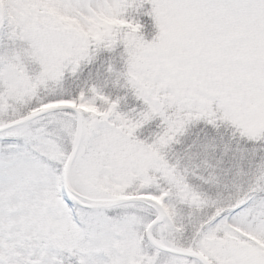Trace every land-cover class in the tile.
Instances as JSON below:
<instances>
[{
    "label": "snow or ice",
    "instance_id": "6c2138e0",
    "mask_svg": "<svg viewBox=\"0 0 264 264\" xmlns=\"http://www.w3.org/2000/svg\"><path fill=\"white\" fill-rule=\"evenodd\" d=\"M0 264H264V0H0Z\"/></svg>",
    "mask_w": 264,
    "mask_h": 264
}]
</instances>
